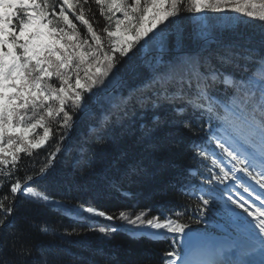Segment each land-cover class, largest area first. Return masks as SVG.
<instances>
[{"label": "snow or ice", "instance_id": "snow-or-ice-1", "mask_svg": "<svg viewBox=\"0 0 264 264\" xmlns=\"http://www.w3.org/2000/svg\"><path fill=\"white\" fill-rule=\"evenodd\" d=\"M162 126L190 134L184 203L103 207L110 191L135 196L124 182L147 173ZM124 136L143 151L121 152L120 179L101 172L87 200L57 190L58 157L91 165ZM87 232L162 242L159 264H264V0H0V251L93 264L62 246Z\"/></svg>", "mask_w": 264, "mask_h": 264}, {"label": "trees", "instance_id": "trees-1", "mask_svg": "<svg viewBox=\"0 0 264 264\" xmlns=\"http://www.w3.org/2000/svg\"><path fill=\"white\" fill-rule=\"evenodd\" d=\"M252 30V29H249ZM259 29L257 28L256 31ZM89 121L85 120L77 124L73 131L70 143L81 139L87 129ZM158 148L150 149L152 159L146 160L147 173L139 177H133L132 182H124L122 191H132L135 196L124 197L121 193L110 191L102 198V206L110 210L131 207L137 204L143 207L148 204L159 207L179 208L184 203L179 194L178 186L174 187L179 171L190 163L187 155L189 136L177 133L175 129L162 126L156 133ZM164 145H174L173 151L168 152ZM143 151L134 145V137L124 136L116 144H108L102 149L96 150L95 158L91 165L85 160L77 162L76 153L69 151L58 157L56 163V177L58 180L57 190L69 197L78 199H91L99 174L107 171L115 179H120L124 170V164L120 163L113 167L117 158L123 151ZM119 169V170H118ZM27 214L34 224L47 222L55 228H60L61 217L55 213L42 209L38 206H26ZM65 226L68 221H63ZM32 242L36 246L50 247V240L41 236L37 231L31 233ZM60 243V241H56ZM64 248L70 249L77 257L91 260L93 264H159V254L165 245L162 242H151L146 239H131L121 232L111 240L99 238L97 233L87 232L72 236L63 242ZM90 249H99L102 254H94ZM51 264H82L81 260L69 256L59 249H52L47 253ZM13 257L9 251H0V261L11 264ZM37 261L40 259L36 257Z\"/></svg>", "mask_w": 264, "mask_h": 264}]
</instances>
